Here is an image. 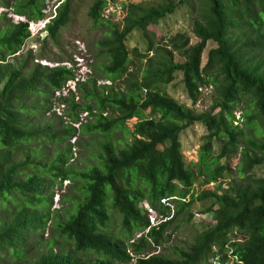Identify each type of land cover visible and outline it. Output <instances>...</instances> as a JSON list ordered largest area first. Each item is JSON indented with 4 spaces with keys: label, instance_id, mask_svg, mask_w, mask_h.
Returning a JSON list of instances; mask_svg holds the SVG:
<instances>
[{
    "label": "trees",
    "instance_id": "obj_1",
    "mask_svg": "<svg viewBox=\"0 0 264 264\" xmlns=\"http://www.w3.org/2000/svg\"><path fill=\"white\" fill-rule=\"evenodd\" d=\"M12 1L17 16L31 21L44 16L45 0ZM71 1L64 0L57 9L44 39L56 41L68 22ZM109 1L114 0L92 3L88 17L93 23L103 21ZM183 3L186 0H150L147 6L120 2L127 7L123 25L108 23L111 37L96 44L109 60L101 78L113 84L97 86L96 77L77 80L80 103L74 100L75 89L60 93L58 100L68 105L65 114L79 124L78 132L101 140L99 154H92L98 164L86 171L65 166L71 158L69 139L77 129L54 127L46 116L54 93L76 79L73 70L37 63L28 68L30 50L14 61L31 39L30 32L27 24L0 14V22H5L0 25V264H200L216 255L219 264L231 257L233 264H264V176L251 174L255 166H264V0H204L192 28L196 44L185 34L169 37L165 45L150 41L151 58L142 70L129 72L131 57L142 55L127 48L128 36L137 32L147 37L148 27ZM0 4L9 7L5 0ZM207 43L213 47L202 64ZM176 72L192 105L202 90L214 88L209 110L197 113L165 92ZM239 105L242 119L235 120ZM81 113L92 119L81 123ZM131 119H137L132 131L126 126ZM194 124L207 133L197 161L186 165L180 134ZM117 130L129 139L113 144L110 136ZM246 130L252 135L246 137ZM23 140L29 141L26 149ZM49 143L56 150L43 160ZM214 143L219 147L216 154ZM238 149L237 177L245 182L233 181L218 192L229 169L220 161ZM63 181L73 183L75 198H62L74 208L61 215L50 208L53 187ZM210 183L218 184L217 189H206ZM194 185L201 190L195 193ZM206 199L211 204L202 213L212 214L213 224L190 248L178 250L179 259L152 253L165 242L172 223L179 217L189 221L191 204ZM147 209L164 221L150 226ZM114 212L120 215L116 231L110 224ZM47 222L50 237L42 240Z\"/></svg>",
    "mask_w": 264,
    "mask_h": 264
},
{
    "label": "rangeland",
    "instance_id": "obj_2",
    "mask_svg": "<svg viewBox=\"0 0 264 264\" xmlns=\"http://www.w3.org/2000/svg\"><path fill=\"white\" fill-rule=\"evenodd\" d=\"M58 1V0H57ZM55 0H45L43 11L52 12L56 6ZM95 0H72L70 4V12L68 15L67 24L62 27L58 34L56 41H53L49 38L42 39V34H46L45 29H37L36 35L29 39L22 51L18 53L14 61H21L27 54L28 51H31V59L28 64V68H31L33 64H39L40 66L56 67V66H66L68 69H72L75 74L73 81H67L64 88L62 89V95H67L68 89L71 91L75 89L74 100L77 103L83 101L74 83L78 80L79 82H86L87 79L97 78V86L113 84V82L102 79L101 75L103 74L102 67L109 63L106 55L99 54L97 48V42L103 39H109L111 29L108 27V23L116 26H122L124 18L126 16L127 7H122L120 2L123 0H114L109 1L106 7L102 10L103 21L99 23H93V21L88 17V10L92 3ZM185 1V0H184ZM204 0H186V4H179L176 10L171 14L167 15L165 18L160 20L155 26L148 27L147 30L149 34L147 37L143 38L137 32H133L128 36L127 39V48L129 50L136 49L137 54L142 56H132L131 65L129 66V72L137 68V70H142V67L145 65L146 61L151 58L152 54L147 52L150 41L159 42L160 45H165L168 38L176 34H185L190 39V44L194 45L197 43V39L192 33L194 20L198 17L199 7ZM62 2V1H60ZM150 0H128L130 4H142L147 6ZM5 3L9 4V7H4L0 4V14L5 13L6 18L10 19L13 23L17 22L18 18L12 11L11 7L14 4L12 0H5ZM60 4V3H59ZM46 5L48 7L46 8ZM57 13V11H56ZM50 14V15H51ZM54 14H52L53 17ZM51 17V16H50ZM5 22H0L1 27ZM154 34V36L152 35ZM213 47L211 43H207L206 48L202 54L201 60L202 64L206 61L207 51ZM84 61H82V59ZM177 61L182 59L178 56H175ZM11 60L10 58L8 61ZM86 62V64L84 63ZM82 63V66H81ZM87 67V68H86ZM139 68V69H138ZM94 70L96 73L94 74ZM88 72L86 75H84ZM182 75L179 72L174 73V79L171 83L165 85L163 89L165 92L172 97L178 104L185 105L186 107L192 108L195 112H202L209 110L211 101L214 100V88L208 87L202 90L200 100L192 105L181 82ZM121 79L119 81L121 87H124ZM118 82V81H116ZM69 85V88L67 86ZM1 88V87H0ZM59 96L54 93V96L51 98L52 106L46 116L52 120V125L54 127L62 125H71L77 129L75 137L69 139L71 147V158L67 161L66 165L70 169L76 171H86L91 166H97L98 161L92 154H99L100 148V138L98 135H84L78 132L79 124H73L68 115L65 114V110L68 109V105L61 104L58 100ZM242 105L236 108L234 112L235 120L240 118V113L242 112ZM145 114H148L146 112ZM61 116V120H58L56 117ZM106 116V114L104 115ZM108 116V115H107ZM86 113H81L78 115V119L81 123H86L87 119ZM137 122V119H131L126 123L127 128L132 131L133 125ZM234 124H237L234 122ZM240 125V124H239ZM206 130L201 124H194L180 134V151L183 156V160L186 165L190 162L197 161L198 150L201 145L204 143V136L206 135ZM246 137L252 135L249 131H245ZM129 137H126L122 134L121 131L117 130L110 140L113 144L118 143V141H126ZM27 140H23L24 145L23 149H26L28 145ZM56 146V145H55ZM53 143L46 145L47 147V158L43 157V160L51 158L53 153L56 150V147ZM87 146L89 148H87ZM36 144H32L31 148H35ZM214 154L219 150V147L216 143L213 146ZM239 149L236 150L235 155L230 156L229 158H224L220 163H226L229 168L224 178L222 179V190L227 189L229 185L235 183L244 184V179L242 177H237V165L239 164ZM254 178H259L264 176V166H255L251 172ZM72 182L63 181L61 186L55 183L53 190L54 195L52 198V207L50 211L57 210L59 214H63L64 211L72 212L74 205L71 202H62V198H67L70 196L72 199L75 198V194L72 191ZM214 184V183H212ZM209 184L205 186L206 189L213 190L214 185ZM226 184V185H225ZM213 186V187H212ZM201 188L198 185L193 186V191L195 193L199 192ZM146 205V203H143ZM211 204L210 199H206L203 202H193L189 208V212L192 213V218L189 221H182L181 217L176 219L169 229L165 233L166 240L165 242L155 249L152 253L160 254L169 258L179 259L178 250L187 251L190 246L195 242L198 234L205 230L209 225L213 224L212 214L202 213L209 205ZM147 206V205H146ZM173 208V206H172ZM63 210V211H61ZM163 217L159 215L154 210L148 211V222L151 225L159 223L162 221ZM120 223V215L116 212L110 215V224L113 226V230H117V226ZM48 229L45 230L43 234V239L46 240L50 237V230L52 229L49 222H47ZM54 230V229H53ZM137 234V233H136ZM135 234V238L139 235ZM169 236V238H167ZM215 250V249H213ZM229 254V252L227 253ZM80 257H85L84 254H79ZM219 258L218 255L210 258L207 262H202L200 264H215V258ZM229 264H230V259Z\"/></svg>",
    "mask_w": 264,
    "mask_h": 264
},
{
    "label": "clouds",
    "instance_id": "obj_3",
    "mask_svg": "<svg viewBox=\"0 0 264 264\" xmlns=\"http://www.w3.org/2000/svg\"><path fill=\"white\" fill-rule=\"evenodd\" d=\"M64 1V0H63ZM63 1L62 2H60V4H58L57 5V7L55 8V12L57 11V9L62 5V3H63ZM43 13V12H42ZM51 14V12H49V16H51L50 15ZM44 16L40 19V20H38V21H31V20H28V19H26L24 16H17L18 18H16L17 19V22H15V23H25V24H27V28H28V31L30 32V37H34V35H36V33L38 32H36V30H35V28H37V29H45L46 30V27H47V25L48 24H50V22H51V20H53L55 17H56V15H57V13L55 14V16L54 17H52V18H50V19H48L49 17H48V15L47 14H43ZM47 17V20H46V22L42 25V26H40V25H37L39 22H41V21H43L45 18ZM46 32V31H45ZM45 34V33H44ZM46 37V36H45ZM82 59V61H84V59L83 58H81ZM85 64H86V62H84ZM81 66H82V63H81ZM87 68V67H86ZM88 72H86L84 75H86ZM74 87H75V83H74ZM67 88H69V85L67 86ZM71 90V89H70ZM73 91V90H72ZM239 119V118H238ZM237 119V120H238ZM146 206V205H145ZM149 210H151V209H147V211H149ZM164 221V219L162 220V221H159V223L160 222H163ZM158 224V223H157ZM157 224H154V222L150 225V226H156ZM146 232V231H145ZM139 236H140V234H138ZM138 236V237H139ZM137 237V238H138Z\"/></svg>",
    "mask_w": 264,
    "mask_h": 264
},
{
    "label": "built area",
    "instance_id": "obj_4",
    "mask_svg": "<svg viewBox=\"0 0 264 264\" xmlns=\"http://www.w3.org/2000/svg\"><path fill=\"white\" fill-rule=\"evenodd\" d=\"M52 1V0H51ZM57 0H55V2H56ZM60 1H63V0H58L57 1V3H55L56 4V6H55V8L57 7V5L60 3ZM48 7V5H46V8ZM55 8H54V10L52 11V12H54V13H52V14H54L53 15V17L55 16V14H56V12H55ZM48 12L46 11H43V14H47ZM49 18L48 19H50V18H52V15H51V17L50 16H48ZM46 20H47V17L43 20V21H41V22H39L37 25H40V26H42L45 22H46ZM60 93H62V91H60V92H56V95H60ZM63 94V93H62ZM210 184H212V183H210ZM223 184V183H222ZM222 184H220V185H222ZM212 185H214V189H217L216 188V186L218 185V184H212ZM226 185V184H225ZM213 187V186H212ZM222 187V186H221ZM220 187V189H217L218 190V192H221L222 191V188ZM228 255H230V253L228 254ZM230 259V264H233V259H232V257L231 258H229ZM212 263H215V264H219V260H218V257L217 258H215L214 259V262H212ZM223 264H229V262L228 263H223Z\"/></svg>",
    "mask_w": 264,
    "mask_h": 264
},
{
    "label": "water",
    "instance_id": "obj_5",
    "mask_svg": "<svg viewBox=\"0 0 264 264\" xmlns=\"http://www.w3.org/2000/svg\"><path fill=\"white\" fill-rule=\"evenodd\" d=\"M45 36H46V34H42V39H44V38H45Z\"/></svg>",
    "mask_w": 264,
    "mask_h": 264
}]
</instances>
